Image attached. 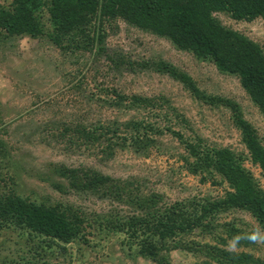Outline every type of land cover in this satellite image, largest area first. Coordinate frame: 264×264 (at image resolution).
<instances>
[{
  "label": "trees",
  "instance_id": "16d2710c",
  "mask_svg": "<svg viewBox=\"0 0 264 264\" xmlns=\"http://www.w3.org/2000/svg\"><path fill=\"white\" fill-rule=\"evenodd\" d=\"M217 14L235 22H264V0H0V47L18 37L49 43L63 56L79 51L97 55L104 52L106 29L121 21L235 77L264 120V50L222 25ZM107 59L114 67L123 64ZM140 67L168 76L199 104L226 110L243 150L208 144L167 98L125 95L115 89L99 90V100L129 114L126 120L65 123L56 128L58 137L63 141L71 132L74 143L97 148L108 159L116 152H159L160 142L169 136L181 148L177 155L185 172L219 193L167 201L160 193H145L135 180L120 181L64 164L53 166L52 180L40 176L61 195L84 193L127 209L126 214L112 206L104 213H86L66 202L22 194L19 163L0 139V236H13L27 252L15 264H49L52 256L66 255L71 246L92 249L101 242L114 243L126 256L152 264H171L173 251L191 255L192 264H264L247 250L264 237V188L245 165L256 168L264 182V139L234 99L204 92L185 71L162 59ZM238 212L247 214L257 230L232 217ZM205 237L214 243L199 240ZM229 242L233 248L227 247Z\"/></svg>",
  "mask_w": 264,
  "mask_h": 264
},
{
  "label": "rangeland",
  "instance_id": "374dc122",
  "mask_svg": "<svg viewBox=\"0 0 264 264\" xmlns=\"http://www.w3.org/2000/svg\"><path fill=\"white\" fill-rule=\"evenodd\" d=\"M216 17L222 25L256 41L264 50L263 21L255 19L245 23L232 21L226 15L217 14ZM103 44L104 52L97 55L79 51L66 56L49 43L27 38H14L0 47V139L19 163V191L31 194L37 200L66 202L86 213H104L110 206L122 214L127 213L121 205L84 193L69 191L61 195L41 180L40 176H49L52 180L50 170L64 164L71 168H89L120 181L135 180L145 193H160L167 201L219 193L208 185H200L196 178L185 172L177 155L182 152L181 148L169 136L160 142L159 152L147 156L116 152L108 159H103L97 148L87 147L80 141L74 143L71 132L63 141L58 137L56 128L65 123L82 121L89 126L113 117L126 120L129 114L119 113L99 100L103 97L99 90L115 89L125 95L167 98L185 116L188 127L208 144L242 151L238 132L232 127L226 110L209 109L194 101L179 83L168 76L140 67L145 61L162 59L185 71L204 92L234 99L244 118L264 139V120L235 77L222 75L212 64L198 61L190 54L174 49L167 40L121 21L106 29ZM107 57L117 58L123 64L114 67ZM245 165L264 188L259 171L248 163ZM232 214L250 229L257 230L247 214ZM199 240L214 243L209 237ZM18 244L9 234L0 236V264H15L20 255H27ZM83 247L71 246L66 255L54 260L52 256L48 263L152 264L126 256L114 243L101 242L92 249ZM227 247L233 248V245L229 242ZM247 250L264 259V237L255 241L252 250ZM194 261L184 252L170 253L171 264H192Z\"/></svg>",
  "mask_w": 264,
  "mask_h": 264
}]
</instances>
